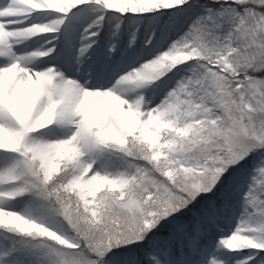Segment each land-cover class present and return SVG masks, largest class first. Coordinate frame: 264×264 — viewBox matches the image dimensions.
<instances>
[{
  "label": "snow or ice",
  "instance_id": "snow-or-ice-1",
  "mask_svg": "<svg viewBox=\"0 0 264 264\" xmlns=\"http://www.w3.org/2000/svg\"><path fill=\"white\" fill-rule=\"evenodd\" d=\"M0 264H264V0H0Z\"/></svg>",
  "mask_w": 264,
  "mask_h": 264
}]
</instances>
